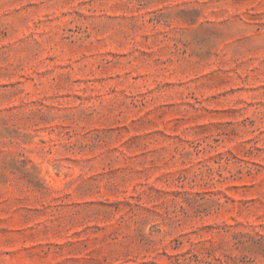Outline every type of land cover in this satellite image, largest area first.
Listing matches in <instances>:
<instances>
[{"label": "rangeland", "instance_id": "1", "mask_svg": "<svg viewBox=\"0 0 264 264\" xmlns=\"http://www.w3.org/2000/svg\"><path fill=\"white\" fill-rule=\"evenodd\" d=\"M0 264H264V0H0Z\"/></svg>", "mask_w": 264, "mask_h": 264}]
</instances>
